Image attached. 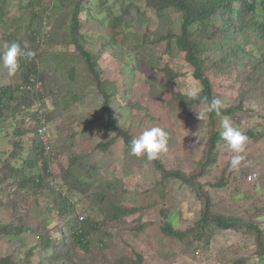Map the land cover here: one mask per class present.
Listing matches in <instances>:
<instances>
[{
  "label": "rangeland",
  "instance_id": "obj_1",
  "mask_svg": "<svg viewBox=\"0 0 264 264\" xmlns=\"http://www.w3.org/2000/svg\"><path fill=\"white\" fill-rule=\"evenodd\" d=\"M30 1L32 9L40 13V17H35L32 22L30 10L23 8ZM65 6L62 8L60 0H0V9L6 12L3 19L6 30L0 25V54L8 44L2 38L5 33H12L15 36L12 42H18L25 38L30 22L34 29L43 23L44 32L58 31L59 34L55 42L40 46L48 59L45 71L53 75L49 65L55 63L54 55H76L75 49L64 40L61 32L71 13L69 5ZM82 6L84 11L80 15L79 33L102 74L104 88L113 95V118L134 138L152 127L164 129L169 134V141L168 151L159 156L162 166L166 171L190 174L206 153L211 126L222 131L223 118L214 127L209 119L198 120L196 112L201 111L199 105L183 109L179 101L175 102V93H186L190 86L200 87L191 75L192 68L184 54L174 43L173 36L180 33L179 12L172 7L155 9L145 0H104L103 4L99 0H86ZM125 6H129V10L122 20L127 24L133 40L128 39L126 45L121 47L112 46L109 42L110 27L113 18L120 15ZM50 7L49 15L46 13V17L40 19L43 11ZM237 7L234 6L235 11ZM247 17L252 18L251 15ZM233 19H236L235 14ZM193 30L206 49L204 66L206 75L213 82L216 96L227 107H237L230 116L233 125L240 130L253 128L264 136V64L258 66V71L252 69L264 49V40L258 39L254 27L237 30L230 38H222L223 35L218 34L214 27L209 30L210 33H207V29L206 32ZM169 34L171 43L168 44ZM115 37L117 41L122 38L121 35ZM214 63L217 65L213 66ZM167 70L182 75L169 81L164 72ZM80 73L81 70L78 85L89 91L72 108L66 110L60 106L56 109L61 117L55 116L49 124L53 144L58 141L57 150L61 147L60 156L53 158L51 163L54 178L61 182L60 167L67 165L70 155L85 153L87 163L95 161L101 168L99 180L109 178L117 188L115 201L121 207H138L140 210L127 217L123 225H109L107 232L111 234L104 240L105 248L93 246L96 245L94 239L91 253L77 250V256L72 258L73 263L112 264L120 257L131 259L138 253L143 255L145 264H233L237 259H243V264H255L253 236L243 230L224 231L207 224L200 234V240L193 241L190 247L186 246V240L168 239L161 233L166 219L174 229L183 231L191 228L200 218L201 199L179 180L159 184L161 173L154 169L152 163L131 155L121 137L115 138L113 146L104 153L94 148L98 141L108 137L101 122L87 125L100 115L101 97L95 91L94 83L83 80ZM19 76L20 69L15 75H9L0 64V87L18 84ZM60 84L63 87L60 95L69 100V93L65 91L75 86L67 74H61ZM52 92H56V87ZM0 135L3 136V133ZM259 135L246 146V152L242 154L246 159L239 171L230 170L234 153L225 147L223 140L220 141L214 150L215 161L205 165L206 174L201 181L210 196L214 212L252 219L259 223L264 233V185L253 188L246 184L247 174L253 172L258 177L257 183H264V137ZM71 142L76 143L71 150H62L65 143ZM5 147L4 140H0V150ZM118 181L121 184L118 185ZM219 183L220 186L216 187ZM9 198L13 200L12 207L5 208L6 203L0 204V220L17 225L21 218V225L24 228L27 225L29 230L18 237H3L0 240V257L12 255V259L19 264H50L45 257L46 252L26 254L35 244L36 232L42 224L46 230L55 233L64 222L56 218L51 209L45 210L51 197L37 194L36 201L20 195H10ZM0 202H4L1 197ZM83 203L87 207L82 211L83 206L79 203L76 213L82 212L86 217L90 212L89 206L94 207L95 200L92 198ZM141 224L146 227L137 229ZM65 232L67 236L69 232L66 227ZM198 233L199 229L193 232L191 239Z\"/></svg>",
  "mask_w": 264,
  "mask_h": 264
},
{
  "label": "trees",
  "instance_id": "obj_2",
  "mask_svg": "<svg viewBox=\"0 0 264 264\" xmlns=\"http://www.w3.org/2000/svg\"><path fill=\"white\" fill-rule=\"evenodd\" d=\"M85 1L60 0L62 8H66L65 4H68L71 10V13L68 14L66 25L61 32L64 40L75 49L74 53L76 55H54L53 57L56 61L49 65V70H51L50 72L53 75L45 71L48 59L42 53L40 46L44 43L55 42L59 38L58 31L44 32L42 30L43 23H40L37 29H34L31 22L35 17H40V13H36L32 9L31 1L26 7H23H28V10H30L29 18L31 22L27 28L25 38L16 43H19L25 50L36 52V56L31 61L24 59L20 62V82L18 84L0 87V134L3 133V136L0 135V140L3 139L6 143V147L0 150V197L1 200H4L0 204L6 203L4 207L8 208L13 203V200L9 198L10 195L25 196L26 199L32 197L35 201L37 194H48L51 197L48 205H51V207L46 206L45 210L51 209L52 214L60 220L63 219L64 222L61 223L59 230L55 233H52L50 229L46 230L45 225L43 226L42 224L36 232L35 244L26 254L27 256L32 253L46 252L47 255L45 257H47L50 264H74L72 258L77 256V250L90 254L92 251V240L94 239L96 240V245L93 246H96L97 249L105 248L106 242L104 240L108 239L111 234L107 232L109 225H123L127 217L140 210L138 207H121L118 201H115L118 195L117 188L112 185L109 178H103L102 181L99 180L98 174L101 168L95 161L87 163L88 156L85 153L69 156L67 165L60 167L59 176L61 182H58L51 171V163L53 158L60 156L61 147L57 150L58 141L53 144L51 140L52 149L46 153L43 143L37 136V129L42 124V121L48 126L49 130V124L55 116L61 117L56 113V109L60 106L66 110L72 108L89 91L78 85V73L81 70L82 73L80 75L83 80L93 82L96 88L95 91L101 97V113L98 117L89 121L87 125L92 126L97 122H101L104 133L108 135L107 139L98 141L94 148L104 153L113 146L115 138L121 137L125 147L130 151L129 145L134 137L127 130L120 127L113 118V95L104 88L101 81L102 74L94 62L93 55L85 48L83 38L79 33L80 15L84 11L82 4ZM145 1L155 9L172 7L179 12L181 17L180 33L173 36L175 46L184 54L186 62L192 68L191 75L199 83L201 95L207 96L209 99L217 96L213 82L206 75L204 66L207 60L204 55L206 49L203 43L197 40L193 29L195 28L199 32H206L207 29V33H210L209 30L214 27L218 34L223 35L222 38H230L237 30L245 31L254 27L259 37L258 39L264 40V0ZM103 2L104 0H99L100 4H103ZM235 5L238 6L236 11L234 9ZM48 10H52L51 7L43 11L44 14L41 15L42 18L40 19H44L46 13L49 15ZM128 10L129 6H125L120 15L113 18V23L110 27L111 37L109 39L112 46L121 47L126 45L128 39L133 40V35L128 32L127 24L122 20ZM234 14L236 19H233ZM5 15L6 12L0 9V25L6 30L3 21ZM247 15H251L252 18H248ZM116 35L122 36L120 41L116 40ZM170 35L168 44L171 43ZM2 38L10 45L15 36L12 33H8V35L5 33ZM262 45L264 46V44ZM49 63L51 62L49 61ZM261 64H264V49L261 54L259 53L258 62L253 65L252 69L258 71V66ZM216 65L217 63L213 64V66ZM164 72L166 79L169 81L182 75L177 71L167 70ZM61 74H67L72 85L75 86L74 89L65 91L69 93V100L60 95L63 90L60 84ZM55 87L56 92L54 93L52 91ZM174 96L175 102L179 101L183 109H190L194 104L199 105L197 101L189 99L186 93L177 92ZM48 108L50 109L49 111ZM126 108H129V106L126 105ZM236 108L230 105L222 109L220 115L215 112L211 113L208 119L215 127V124L221 118L225 116L230 118ZM211 128L206 142V153L197 163V168L190 174L166 171L159 158L152 161L147 160L146 157L141 158L152 163L154 169L161 173L159 184H165L169 180H179L190 187L202 201L200 218L191 228L183 231L174 229L170 223L166 222V219L161 227V233L168 239L186 240V246L190 247L193 241L200 240V234L207 224H212L224 231L243 230L253 236L256 247L254 251L255 264H264V233L260 229L259 223L252 219H244L242 216H227L212 210L213 206L210 196L204 188L201 178L206 174L205 165L215 161L214 150L222 139L219 128L215 129L212 126ZM241 131L246 133L250 138V142L260 134L253 128ZM112 135L113 137H111ZM259 136L261 138L264 137L262 135ZM75 144L72 142L65 143V147H62V150H71V147ZM249 174L251 173L247 175ZM50 179L51 181L53 180L51 184ZM257 182L258 177L251 182L246 181V184L252 185L253 188L256 186L263 187L264 183ZM117 183L119 185L121 181ZM207 185L213 187L212 184L207 183ZM219 186L220 183L216 185V187ZM92 198L95 203H93L94 207L89 206V215L85 217L82 212L76 213V207L79 203L82 204L83 211L87 207L84 206L85 203L83 202ZM82 215L85 219L78 221L79 216ZM18 221L19 223L14 225L13 223H5L0 220V240L3 237H18L20 233L29 230L27 225H24L26 226L25 228L21 225V218ZM65 227L69 232L67 236L65 235ZM145 227V224H141L137 229L140 230ZM197 229H199V233L194 236V239H191L193 232ZM143 260L142 254L135 253L134 258L120 257L112 264H145ZM243 262V259H237L233 261V264H243ZM0 264H19V262L14 261L12 255H8L0 257Z\"/></svg>",
  "mask_w": 264,
  "mask_h": 264
},
{
  "label": "clouds",
  "instance_id": "obj_3",
  "mask_svg": "<svg viewBox=\"0 0 264 264\" xmlns=\"http://www.w3.org/2000/svg\"><path fill=\"white\" fill-rule=\"evenodd\" d=\"M5 49L3 54H0V64L7 69L9 75L17 73L22 60L31 61L36 56V52L25 50L16 42H11L10 45L6 44ZM186 95L189 99L198 102L201 108V111L196 112L199 121L208 119L213 112L220 115L221 110L227 107L225 102L218 97L209 99L207 96H202L201 88L197 86H190L186 90ZM221 128L220 136L225 147L234 153L230 161V170L239 171L242 162L246 159L245 155L242 154L246 152V146L250 142V138L234 126L227 116L222 119ZM168 141L169 134L164 129L152 127L131 140L129 145L130 154L137 158L146 157L149 161L156 160L162 153L168 151ZM82 219L85 218L79 216L78 221Z\"/></svg>",
  "mask_w": 264,
  "mask_h": 264
},
{
  "label": "built area",
  "instance_id": "obj_4",
  "mask_svg": "<svg viewBox=\"0 0 264 264\" xmlns=\"http://www.w3.org/2000/svg\"><path fill=\"white\" fill-rule=\"evenodd\" d=\"M50 131L48 130V126L44 124V121H42V124L37 129V136L41 143H43L44 149L46 153L50 152L52 149L51 145V136ZM257 177L256 173H251L247 176V181L251 182Z\"/></svg>",
  "mask_w": 264,
  "mask_h": 264
}]
</instances>
